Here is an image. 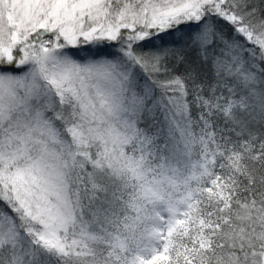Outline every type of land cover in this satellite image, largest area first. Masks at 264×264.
I'll list each match as a JSON object with an SVG mask.
<instances>
[{
    "label": "snow or ice",
    "instance_id": "1",
    "mask_svg": "<svg viewBox=\"0 0 264 264\" xmlns=\"http://www.w3.org/2000/svg\"><path fill=\"white\" fill-rule=\"evenodd\" d=\"M0 264H264V0H0Z\"/></svg>",
    "mask_w": 264,
    "mask_h": 264
}]
</instances>
